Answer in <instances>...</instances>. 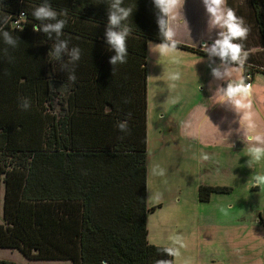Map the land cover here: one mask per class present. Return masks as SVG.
Listing matches in <instances>:
<instances>
[{
  "label": "trees",
  "instance_id": "1",
  "mask_svg": "<svg viewBox=\"0 0 264 264\" xmlns=\"http://www.w3.org/2000/svg\"><path fill=\"white\" fill-rule=\"evenodd\" d=\"M45 2L67 13L57 17L67 20L61 39L81 49L75 81L69 80L73 66L62 67L69 58L51 55L55 33L48 39L33 31V24L46 23L33 16ZM111 3L0 0V248L30 260L172 264L173 249L147 239L155 208L147 205L146 57L147 41H174L161 33L158 18L166 22V16L153 0H123L132 9L124 21L131 29L127 62L111 65L115 52L105 37ZM246 6L264 40V0H246ZM5 30L19 37L17 46L4 42ZM218 58L241 66L244 76L264 73L247 59L241 65ZM121 122L128 132L119 129ZM229 191L200 186L198 200Z\"/></svg>",
  "mask_w": 264,
  "mask_h": 264
},
{
  "label": "rangeland",
  "instance_id": "2",
  "mask_svg": "<svg viewBox=\"0 0 264 264\" xmlns=\"http://www.w3.org/2000/svg\"><path fill=\"white\" fill-rule=\"evenodd\" d=\"M239 1H242L243 4L240 10L241 16L238 19H242L243 26L249 29L247 37L243 39L245 46H249L245 48V51H251L247 52V55L251 56L247 61L260 65L264 71V40L260 36L253 19L246 14L245 0ZM206 45L207 48L211 49V43L207 42ZM178 49L172 50L179 51ZM191 57L199 59L196 56ZM156 58L159 60L156 59L155 61L154 59L152 61L147 73L149 87L147 90V110L149 109L147 121L149 125L147 127L146 149L149 201L147 203L150 206L153 199L162 202L164 200L172 201L174 194L178 195L183 192L186 200L183 202L184 206L179 208L176 212L177 215L166 217L165 220L168 223L159 228L158 238L155 239V242L158 245H165L173 249L172 261L174 264H188L187 261H183V255L188 252L194 255V250L190 247L192 244L189 241L188 232H193L195 222L211 219H227L229 221L235 220V218L247 222L254 220V216L256 218L258 212L264 215V154L258 161L254 159L252 154V149L264 148V126L259 124L261 126L258 130L262 132L258 134L259 141L255 138V143L252 142L253 139L249 142L242 137L239 139L241 142L234 143L231 140L233 136L230 130L231 124L233 126L237 124V120L234 118L239 116L241 112L233 109L228 112L227 122L222 120V123L217 124V132H220L219 137L221 139L218 145L214 144V140L206 143L192 137H182V133L177 134L176 130L173 133L167 131L168 121L174 123L176 120L181 123V119L186 116L189 106L193 103H200L201 101L202 105H208L215 97L205 93H195L184 79H180L178 73L182 74V72H177L173 66L171 59H169L172 58L170 52L161 53ZM151 60L152 58L149 59V63ZM193 65H197L196 72H198L199 80L204 82L210 74L208 67H206L208 64L204 65V62L189 64V66ZM183 68H185L184 65H181V71ZM240 68V66L228 64L227 69H229V78H231L228 80L234 81L239 75ZM256 74L258 77L264 76V73L260 71ZM217 108L219 109H216L217 113L219 111L224 113L219 105ZM57 109L54 107L55 111ZM253 124H256L255 120H253ZM225 132H227V141L223 139ZM256 141L258 142L256 143ZM219 155L221 156L220 159H216ZM199 181L202 182L201 184H206L205 182L218 184L217 187H227L230 191L224 194L212 193V197L216 198L212 204L198 202L195 200V195L198 196L199 187L195 191L194 184ZM164 206L167 207V205ZM179 218L184 219V221L179 226H175L179 223H174V221ZM183 247H187L186 252H182ZM0 260L13 264H69L54 260H30L18 250L7 248H0ZM195 261L196 257L192 256L191 263Z\"/></svg>",
  "mask_w": 264,
  "mask_h": 264
},
{
  "label": "crops",
  "instance_id": "3",
  "mask_svg": "<svg viewBox=\"0 0 264 264\" xmlns=\"http://www.w3.org/2000/svg\"><path fill=\"white\" fill-rule=\"evenodd\" d=\"M242 4L243 2L239 0H229L228 2L225 0L221 9L225 15L227 11L231 9L238 18L241 16L240 10ZM166 22L167 27L170 28L173 33L171 41L200 49L208 54L201 55L179 47H171V45H169L168 50H165L162 43L147 41V73L152 61L154 59L155 61L156 59L159 60V58H156L157 55L170 52L172 58L169 59H171L173 66L176 68L177 72H182V74L178 73L180 79H184L195 93H205L215 97L208 105H202L201 101L200 103H193L189 106L190 108L186 112V116L181 119V123L176 120H174V123L168 121L166 130L172 131V133L176 130L177 134H180V132L182 133V137H192L201 140V142L210 143L211 140H214V144L218 145L221 139L219 137L220 132H217V124L222 123V120L227 122L228 112L236 109V111H240L241 114L234 118L237 120V124L235 126L231 124L230 130L233 135L231 140L234 143H238L241 142L239 139L243 137L249 140V142L253 139L252 142L255 143V138L259 141L258 134L262 132H260L261 130H258V128H260L261 125L264 126V79H262L264 76L258 77L256 72L253 73L250 91L237 92L234 90L233 95H228L229 87H227V82L231 81L228 80L231 79L229 78V69H227L228 64L226 65L225 62L219 60L217 54L211 53L213 45L217 40L222 39L221 33L226 32L227 29L221 24L215 23L214 18L206 11L203 0H177L169 16H166ZM207 42L212 44L210 45L211 49L207 48ZM232 42L241 45L240 56L243 61L251 58V56L249 57V55H247V52L251 51H245V48L249 46H245L243 39H234ZM172 49H178L179 51H173ZM191 56H196L199 59H194V57ZM150 58H152V60L149 63ZM193 62H204V65L208 64L206 67H208L210 74L204 82L199 80L198 72H196L197 65L189 66V64ZM179 64L180 67L181 65L185 67L182 71ZM243 75L241 67L238 77L234 80L235 82H230L231 85L243 79ZM186 76L188 77L187 80ZM147 90H149L148 80ZM218 105L223 109L224 113L220 111L219 113L216 112V109L219 110L217 108ZM147 115L149 116V109L146 114V124L148 127L149 122L147 121ZM253 120H255L256 124H253ZM226 133L227 132H225L223 138L224 141L228 140ZM258 141H256V143ZM220 155L217 156L216 159H220ZM201 183L202 182L199 181L194 184L195 186L193 185L195 191L200 186H219L213 183ZM184 196L183 192H180L178 195H173L172 201L164 200L162 202L153 199L150 206L147 203L149 207H157L147 218V239L149 243L158 245L155 239L158 238L157 232L159 228L163 226V224L167 225L168 222L165 220L166 217L169 215H177L176 212L180 207L184 206L183 202L186 201ZM195 198V200H198L197 195H195ZM209 198V201L206 202L208 204H212V202L216 201V198H213L212 195H210ZM147 201H149L148 177ZM164 205H167V207ZM259 218L264 221V215L260 212H258L256 218L254 216V220H248L247 222L243 220L240 221L238 218L229 221L227 219H211L202 220L198 223L195 222L193 232H188L190 236L189 241L192 244L190 247L193 248L194 255H192L191 252L184 254L183 261H187L188 264H264V228L259 223ZM183 221L184 219L182 218L177 219L174 223L179 224L175 226H179ZM183 240L185 241L186 239ZM186 250L187 247H183L182 252H186ZM192 256H194V258L196 257V261L191 263ZM172 264H174L173 261Z\"/></svg>",
  "mask_w": 264,
  "mask_h": 264
},
{
  "label": "clouds",
  "instance_id": "4",
  "mask_svg": "<svg viewBox=\"0 0 264 264\" xmlns=\"http://www.w3.org/2000/svg\"><path fill=\"white\" fill-rule=\"evenodd\" d=\"M206 11L214 18L216 24H221L227 29L226 32H222V39L215 42L211 49L212 54H217L221 58L230 57L232 61H239L243 64V59L240 56L241 45L233 43L234 39H245L247 37L249 29L243 26V20L238 19L234 12L229 9L226 13L221 9V6L225 3V0H203ZM177 0H153L155 7L159 8L161 13L165 16H169L173 8L175 7ZM123 0H112V3L108 9V23L105 31L106 43L110 49L114 50L115 55L109 60V63L115 66L117 63L124 64L127 62L128 56L127 38L131 35V29L124 24V21L132 14V9L123 7ZM58 15L67 16L66 12L57 13L52 6L45 2L38 6L33 11V16L37 21L46 22L41 24H33L34 32H43L47 34L48 39H52V33H55L56 43L53 44V51L51 55L56 60H61L63 56L69 58L68 63L63 64L62 67L65 69L69 68V65L73 66V70L69 75V80L75 81L76 76L74 75V66L81 58V49L79 47H72L69 49V41L61 39L64 35L62 29L67 24L66 19H57ZM51 21H55L52 23ZM7 18H5V23ZM158 25L161 33L166 39L171 41L172 31L167 27V22L163 19L158 18ZM4 42L8 45L17 46L18 38H14L9 31L2 32ZM171 47H175L174 42ZM165 50L169 49V45H163ZM234 93V89L229 87L228 95L231 96ZM30 107L29 103H25L22 108L27 110ZM119 129L123 132H128L129 128L126 122H121L118 125ZM252 154L255 160H259L261 155L264 154V148L252 149ZM207 159V157H205Z\"/></svg>",
  "mask_w": 264,
  "mask_h": 264
},
{
  "label": "built area",
  "instance_id": "5",
  "mask_svg": "<svg viewBox=\"0 0 264 264\" xmlns=\"http://www.w3.org/2000/svg\"><path fill=\"white\" fill-rule=\"evenodd\" d=\"M232 87L237 92H248L251 90V76L250 74L243 75V79L231 85L227 83V87Z\"/></svg>",
  "mask_w": 264,
  "mask_h": 264
}]
</instances>
